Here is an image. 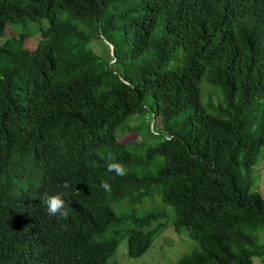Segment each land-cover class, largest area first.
<instances>
[{
	"label": "trees",
	"instance_id": "trees-1",
	"mask_svg": "<svg viewBox=\"0 0 264 264\" xmlns=\"http://www.w3.org/2000/svg\"><path fill=\"white\" fill-rule=\"evenodd\" d=\"M146 103L158 139L129 148L116 129ZM263 146L264 0H0V264H123L122 237L138 256L169 224L197 243L175 264L264 263ZM65 181L70 215L49 216Z\"/></svg>",
	"mask_w": 264,
	"mask_h": 264
},
{
	"label": "rangeland",
	"instance_id": "rangeland-1",
	"mask_svg": "<svg viewBox=\"0 0 264 264\" xmlns=\"http://www.w3.org/2000/svg\"><path fill=\"white\" fill-rule=\"evenodd\" d=\"M25 45L29 48H33L35 43L29 37L27 38ZM100 45L101 44L99 40H94L93 46L96 50L100 49ZM206 88H208V84H203V92ZM218 96L219 95H216L215 99H217ZM202 99L206 101L205 96H203ZM146 105V111L143 115H140L137 120L135 117H132L131 120L128 122L126 120L116 129L117 137H122V140L129 141L124 142L129 148L139 149V147L134 145L135 143H142L144 141V144L147 142L146 145H150L156 142L158 139L157 136H154L155 134L149 130L148 122H150V129L152 126H154L153 129L155 128L156 130L160 131L161 116L158 114L154 115V113L152 114L150 105H148V103H146ZM140 121L142 123V128L140 131L134 134L132 130H138L134 127ZM251 174L253 178L252 187L257 189L264 197V146L261 150L257 163L252 167ZM151 205L157 207L165 206L161 201L159 204L158 197H154L145 203L146 207H150ZM143 209L144 208L139 204H131L127 206L128 211L135 210L139 212ZM170 226L172 225H168L170 230H168V228L164 229L154 238L147 250L138 256H132L128 254L127 236L122 237L115 248L114 254L109 258V261H118L123 264H175L176 259L181 254L196 246L197 243L193 242L189 238L186 230H181L179 233H177ZM253 261L254 264H264L257 256L253 257Z\"/></svg>",
	"mask_w": 264,
	"mask_h": 264
},
{
	"label": "clouds",
	"instance_id": "clouds-1",
	"mask_svg": "<svg viewBox=\"0 0 264 264\" xmlns=\"http://www.w3.org/2000/svg\"><path fill=\"white\" fill-rule=\"evenodd\" d=\"M17 82V78L10 76L6 79L4 88L13 85ZM31 101L32 100L30 98H27L24 101L7 103L3 110V116L7 119L8 122L26 121L29 118L30 114L28 112H25V109L27 108V106L30 105ZM132 117H135V115H133ZM138 131L140 130H132L134 134ZM120 138L122 139V137ZM106 160L107 171L115 172L116 175L119 176H123L126 174L125 167L116 160V157L111 152L107 154ZM58 187L61 190L52 194L45 192L41 196L42 205L44 206L49 216H56L57 218L67 219L70 215V208L68 207V197L70 196L69 189L71 185L67 181H65L62 185ZM100 187L105 189L106 191L111 190L110 185L107 181H101Z\"/></svg>",
	"mask_w": 264,
	"mask_h": 264
}]
</instances>
